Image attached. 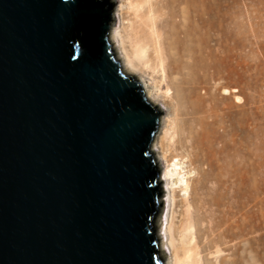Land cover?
Segmentation results:
<instances>
[{"label": "water", "instance_id": "obj_1", "mask_svg": "<svg viewBox=\"0 0 264 264\" xmlns=\"http://www.w3.org/2000/svg\"><path fill=\"white\" fill-rule=\"evenodd\" d=\"M120 0H0V264H166L165 111L125 72Z\"/></svg>", "mask_w": 264, "mask_h": 264}, {"label": "bare ground", "instance_id": "obj_2", "mask_svg": "<svg viewBox=\"0 0 264 264\" xmlns=\"http://www.w3.org/2000/svg\"><path fill=\"white\" fill-rule=\"evenodd\" d=\"M183 1L187 3L185 9L181 8ZM199 7L196 0H120V28L117 25L112 28L115 49L127 74L136 75L148 84L143 76L137 75L140 65L151 62L148 67L162 68L163 79L149 81L151 101L159 106L163 101L160 108L164 111L167 108L161 121V135L153 141V148L163 165L161 182H165V196L171 208L180 189L187 194V207L179 220L180 239L173 234L174 209L166 228L159 219L162 254L166 264H264L262 257L259 260L248 257L242 250L241 188L231 194L219 191L223 179H215L217 186L209 185V171L202 168L204 164L213 165L217 128L226 134L227 123L241 125L242 118L234 117L221 106V98L209 87L200 90L214 75L192 43L196 30L194 16L200 10L209 11V0H203ZM237 91L240 90L225 87L223 94L229 98ZM234 96L238 104L243 102L241 95ZM229 195L232 202L225 201ZM254 242L262 250L264 234H257ZM169 247L170 255L166 251Z\"/></svg>", "mask_w": 264, "mask_h": 264}, {"label": "rangeland", "instance_id": "obj_3", "mask_svg": "<svg viewBox=\"0 0 264 264\" xmlns=\"http://www.w3.org/2000/svg\"><path fill=\"white\" fill-rule=\"evenodd\" d=\"M202 1L196 0V3L201 7ZM209 6V11L200 10L194 16L196 30L192 43L201 59L210 64L214 75V79L201 85L200 90L209 87L218 94V99L221 98V106L234 117L240 116L242 121L241 125L229 121L226 134L222 128H217L218 135L213 138L216 152L211 156L213 165L204 164L202 168L209 171V185L217 186L215 179H223L219 191L231 194L237 187L241 188L242 250L248 257L251 255L257 260L262 257L264 262V243L261 250L254 242L257 234H264V0H209ZM186 7L187 3L183 1L181 8ZM184 21L187 24V20ZM117 26L120 28V21ZM148 64L152 65L151 62ZM148 64L143 62L137 75L143 76L148 83L151 78L162 80L161 66L152 69ZM225 87L240 91L225 98ZM234 94L243 97L241 104L236 102ZM158 135H161V129ZM175 139H178L177 134ZM161 167L163 170V165ZM192 175H196V171ZM186 196L180 189L172 208L167 196L162 199L166 206L159 219L166 228L174 209L173 234L177 239L181 237L179 220L187 207ZM232 200L231 195L225 198L227 202ZM166 251L171 254L170 247Z\"/></svg>", "mask_w": 264, "mask_h": 264}]
</instances>
